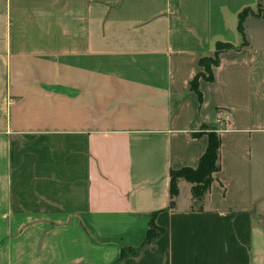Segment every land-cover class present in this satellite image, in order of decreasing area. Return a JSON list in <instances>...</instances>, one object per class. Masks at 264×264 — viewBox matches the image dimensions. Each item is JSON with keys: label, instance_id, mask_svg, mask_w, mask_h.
Returning <instances> with one entry per match:
<instances>
[{"label": "crops", "instance_id": "1", "mask_svg": "<svg viewBox=\"0 0 264 264\" xmlns=\"http://www.w3.org/2000/svg\"><path fill=\"white\" fill-rule=\"evenodd\" d=\"M0 264H264V0H0Z\"/></svg>", "mask_w": 264, "mask_h": 264}, {"label": "trees", "instance_id": "2", "mask_svg": "<svg viewBox=\"0 0 264 264\" xmlns=\"http://www.w3.org/2000/svg\"><path fill=\"white\" fill-rule=\"evenodd\" d=\"M249 13V10H245L240 14V23L239 29L241 31L244 30L243 22L245 16ZM233 46L229 43L218 42L216 44V54L215 57H203L200 60L201 66L205 68V72L199 73L193 83L192 86L196 90L198 89V78L203 75L208 80L214 79V71L213 67L218 66L220 63V53L231 49ZM221 146V138L216 131L209 132V142L206 151L201 156L199 164L196 168L193 167H182L178 170H173L172 172V181H171V191L173 195L177 194V179L179 177H185L187 180L194 183L193 193L197 199H201L203 195L209 189L211 182L213 180V174L220 169L219 165V150ZM165 229L158 226L155 222V214L152 215L149 229L147 231V236L145 241L143 242V247L149 245L151 247L154 246V241L163 233ZM140 247H125L122 249L121 256L119 258V262L124 259V257L128 255H138L140 252Z\"/></svg>", "mask_w": 264, "mask_h": 264}, {"label": "built area", "instance_id": "3", "mask_svg": "<svg viewBox=\"0 0 264 264\" xmlns=\"http://www.w3.org/2000/svg\"><path fill=\"white\" fill-rule=\"evenodd\" d=\"M228 111L225 110V109H220L218 111V114H217V122H220L222 123V127L220 129V131H223L225 130L226 128V124H227V120H228Z\"/></svg>", "mask_w": 264, "mask_h": 264}]
</instances>
